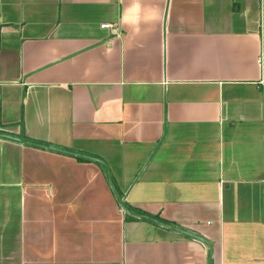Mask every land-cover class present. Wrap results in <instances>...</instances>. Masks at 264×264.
<instances>
[{
    "label": "crops",
    "instance_id": "0c3cea01",
    "mask_svg": "<svg viewBox=\"0 0 264 264\" xmlns=\"http://www.w3.org/2000/svg\"><path fill=\"white\" fill-rule=\"evenodd\" d=\"M0 264H264V0H0Z\"/></svg>",
    "mask_w": 264,
    "mask_h": 264
},
{
    "label": "water",
    "instance_id": "95a60500",
    "mask_svg": "<svg viewBox=\"0 0 264 264\" xmlns=\"http://www.w3.org/2000/svg\"><path fill=\"white\" fill-rule=\"evenodd\" d=\"M8 136H9V135H8ZM9 137H13V136H9ZM13 138H14V137H13ZM52 148H53V147H52ZM111 184H112L113 189H114L115 192H116V195H117V197H118V199H119V201H120V203H121L122 208H123L127 213L132 214V215H137V216H142V217L151 218V219L154 220V221L161 222L160 220H158V219H156V218H153V217H150V216H148V215H145V214H138V213H135V212L131 211V210L125 205V202H124L122 196L120 195V193L117 191L115 185H114L112 182H111ZM169 226L172 227V228H175V229L181 230V231H183V232H185V233H188V234H190V235H193V236H195V237H197V238H199V239H202V240L206 241V239H205L204 237H201L200 235H197V234L192 233V232H189V231H185V230L180 229V228H178V227H176V226H174V225H169Z\"/></svg>",
    "mask_w": 264,
    "mask_h": 264
},
{
    "label": "built area",
    "instance_id": "2783aa9c",
    "mask_svg": "<svg viewBox=\"0 0 264 264\" xmlns=\"http://www.w3.org/2000/svg\"><path fill=\"white\" fill-rule=\"evenodd\" d=\"M101 26L104 28H114L115 27L117 29L114 23H109V22L102 23Z\"/></svg>",
    "mask_w": 264,
    "mask_h": 264
},
{
    "label": "trees",
    "instance_id": "16d2710c",
    "mask_svg": "<svg viewBox=\"0 0 264 264\" xmlns=\"http://www.w3.org/2000/svg\"><path fill=\"white\" fill-rule=\"evenodd\" d=\"M81 159H83V158H81ZM117 189V188H116ZM117 191L121 194V192L117 189ZM125 205L130 209L131 207L127 204V203H125ZM158 218V217H157Z\"/></svg>",
    "mask_w": 264,
    "mask_h": 264
}]
</instances>
